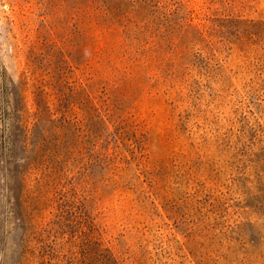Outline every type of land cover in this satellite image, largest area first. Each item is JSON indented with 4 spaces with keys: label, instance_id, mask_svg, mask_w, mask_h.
Here are the masks:
<instances>
[{
    "label": "rangeland",
    "instance_id": "rangeland-1",
    "mask_svg": "<svg viewBox=\"0 0 264 264\" xmlns=\"http://www.w3.org/2000/svg\"><path fill=\"white\" fill-rule=\"evenodd\" d=\"M31 77L83 122L61 157L12 144ZM95 102L125 132L111 183ZM100 237L103 264H264V0H0V264H81Z\"/></svg>",
    "mask_w": 264,
    "mask_h": 264
},
{
    "label": "trees",
    "instance_id": "trees-1",
    "mask_svg": "<svg viewBox=\"0 0 264 264\" xmlns=\"http://www.w3.org/2000/svg\"><path fill=\"white\" fill-rule=\"evenodd\" d=\"M91 9L92 7L88 6V10ZM28 81L31 82L29 90L32 96V109H29L32 110V117L30 119H24L23 117L26 114L28 115L30 112L29 109L18 111L20 117H16L15 123L13 124L12 138L14 139L15 137V140H12V144H15L16 141L19 142L23 152L30 148L31 152L36 153L37 156L42 154L39 158H44L45 161L49 158L48 155H44L46 151H48L49 155L51 154L52 157H58L59 155L61 157V153H57V148L60 147L58 143L64 139V133L68 132L70 128L77 127L78 125L80 126V129H82V127H84L83 122L82 120L77 119V115H74L71 119L67 117V112H69L70 106L68 107L67 105L65 107L64 105H61L65 99V95H63L62 91L53 88L55 89L54 92L52 90V85L45 86L42 81H37L33 77L28 79ZM28 81L26 82V87L28 86ZM61 96H64V99L62 98L61 100ZM83 98L82 101L84 102L85 98L88 97L85 94L83 95ZM96 105L101 114L97 119L99 132L93 141L94 144L91 145L90 152L94 155L96 166L99 168L98 176L101 178L100 181L111 183L113 178L117 177L114 174L115 170L117 171V150L118 145H121L122 142H124L123 136L125 132L123 130H121V132H115L114 139H112V135L108 134L106 131L108 129L107 127L116 131L123 122L122 120L114 119L116 118V114L113 109H111L110 105L95 102L93 107H96ZM36 129L41 132V135L38 137L36 143L32 144V137L35 134ZM17 132L21 133L22 136L21 138L19 137V139L18 137L16 139L17 135L15 133ZM80 133L81 131L77 130V136H79ZM89 134H91V130L89 131ZM10 152H13V149ZM39 158L37 157V159ZM23 161H25V159H23ZM4 173L8 179V185L13 184L18 178L13 170L5 169ZM9 192H11V189ZM13 198L16 200V197L13 196ZM87 248L82 257L81 264H103V254H108L109 257H112L116 262L112 248L105 247L101 237L95 240V249H93L95 251ZM40 264H51L49 253H47V257H44Z\"/></svg>",
    "mask_w": 264,
    "mask_h": 264
}]
</instances>
